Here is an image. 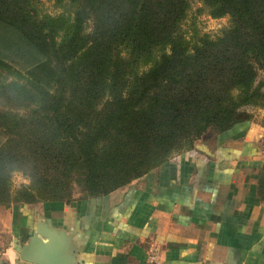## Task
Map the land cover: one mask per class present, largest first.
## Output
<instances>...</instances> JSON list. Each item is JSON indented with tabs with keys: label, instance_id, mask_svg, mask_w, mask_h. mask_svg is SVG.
<instances>
[{
	"label": "trees",
	"instance_id": "obj_1",
	"mask_svg": "<svg viewBox=\"0 0 264 264\" xmlns=\"http://www.w3.org/2000/svg\"><path fill=\"white\" fill-rule=\"evenodd\" d=\"M52 1L0 0V206L107 196L264 107V0H196L228 18L212 38L189 0ZM256 179L264 199V160Z\"/></svg>",
	"mask_w": 264,
	"mask_h": 264
},
{
	"label": "crops",
	"instance_id": "obj_2",
	"mask_svg": "<svg viewBox=\"0 0 264 264\" xmlns=\"http://www.w3.org/2000/svg\"><path fill=\"white\" fill-rule=\"evenodd\" d=\"M238 131L107 196L0 206V264H31L17 249L32 235L55 264H264V159Z\"/></svg>",
	"mask_w": 264,
	"mask_h": 264
},
{
	"label": "rangeland",
	"instance_id": "obj_3",
	"mask_svg": "<svg viewBox=\"0 0 264 264\" xmlns=\"http://www.w3.org/2000/svg\"><path fill=\"white\" fill-rule=\"evenodd\" d=\"M190 2V11L188 14V22L185 26L188 30V34L192 32V27L195 25V28L197 31H199L201 34H206L210 38L216 37L221 34L223 30L228 27V18H221V19H213L211 16H209L208 9H203V6L198 3L196 0H189ZM41 13L42 15H47L49 17H55L58 16L61 11L60 9L56 8L52 0H41ZM0 52H2L0 50ZM5 56H8V54L4 53ZM10 56V55H9ZM12 57V56H10ZM21 60L16 59L15 62L12 64V68L16 70H21V67H23ZM21 66V67H20ZM9 74V73H7ZM14 74H9L8 80L14 79ZM7 109V107H6ZM5 109V110H6ZM244 110H246L249 115L251 116L250 121V128L252 129V132L254 133V142L260 152V155L264 159V107H245ZM23 112H20V114ZM212 132L205 133L199 140H196L194 142V147L196 144H198L200 141L210 140L212 137ZM208 138V139H206ZM187 150L181 153H174L170 156V159L178 158L183 155L188 154L189 152L193 151ZM30 179L24 175L23 172H13L11 174L10 178V194L15 193L17 190H21L22 188L30 187ZM71 198H80L85 196V193L81 186H79L77 183L72 184L71 189ZM37 204V203H35Z\"/></svg>",
	"mask_w": 264,
	"mask_h": 264
},
{
	"label": "water",
	"instance_id": "obj_4",
	"mask_svg": "<svg viewBox=\"0 0 264 264\" xmlns=\"http://www.w3.org/2000/svg\"><path fill=\"white\" fill-rule=\"evenodd\" d=\"M17 250L20 254L21 260L25 262L31 264H55L53 260L47 258V254H49V246H45L43 241L36 240L33 235L26 246L18 247Z\"/></svg>",
	"mask_w": 264,
	"mask_h": 264
}]
</instances>
